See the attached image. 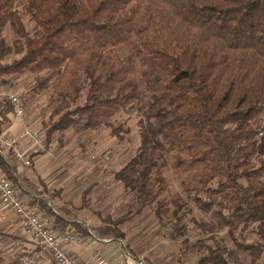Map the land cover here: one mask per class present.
<instances>
[{"label":"trees","instance_id":"1","mask_svg":"<svg viewBox=\"0 0 264 264\" xmlns=\"http://www.w3.org/2000/svg\"><path fill=\"white\" fill-rule=\"evenodd\" d=\"M24 72L36 74L37 90L53 88L60 102L57 119L48 123L49 142L56 131L81 126L109 127L124 143L125 129L114 118L141 103L140 144L115 178L135 191L139 206H155L164 222L170 201L180 199L165 195L170 182L163 166L178 170L185 176L183 191L209 215L202 231H227L252 264H261L264 0H0V87L9 83L7 76ZM13 111L10 101H0L2 117ZM9 155L0 152V167L18 183ZM30 194L52 215L57 233L125 235L126 216L96 211L102 223L89 228ZM249 228L256 241L236 236ZM230 254L217 241L198 264H228Z\"/></svg>","mask_w":264,"mask_h":264},{"label":"rangeland","instance_id":"2","mask_svg":"<svg viewBox=\"0 0 264 264\" xmlns=\"http://www.w3.org/2000/svg\"><path fill=\"white\" fill-rule=\"evenodd\" d=\"M18 8L25 25L30 28L32 21L23 9V1L19 3ZM6 33L11 39L13 38L8 28ZM117 50L120 54L127 52L122 47ZM35 77L36 74L30 72L7 76L9 83L6 86L21 97L28 124L42 132L44 147L39 148V154L48 156L47 164L55 161L59 163V167L53 168L54 170L58 167L52 173L57 180L54 181L56 184L53 183L50 188L40 175L37 185L34 184L32 187L27 183L26 188L40 192L44 199L49 198L58 213L64 214L68 210L73 217H82L84 220L96 217L101 223V219L95 214L96 211L102 212L104 217L126 216L127 222L122 225L124 234L133 242L136 252L142 253L144 259H149L154 264H198L207 246H216L217 241L226 245L231 251L228 264H252L249 255L236 248L227 231H218L214 234L202 231L200 224L208 221L209 215L196 204L194 196L189 197L183 191L182 184L185 180L183 173L167 165L163 166L165 177L170 182V188L165 195L168 198L177 195L180 199L179 204L170 201L169 209L163 216L164 222H160L156 217L155 206H139L135 191L126 188L115 178V173L130 161L140 144L139 120L143 116L141 103L132 110L119 113L114 118L115 124L121 123L125 129L124 143L118 142L116 137L111 135L109 127L86 130L81 126L56 131L49 142L48 123L50 119H57L58 115L54 111L60 102L53 88L37 90ZM4 151L6 155L10 154L9 151ZM262 151L264 153V150ZM49 152H53L54 155L51 156ZM36 155L33 153L31 158L34 159ZM9 156L11 158H8L13 160V156ZM51 179L53 182L54 178ZM34 187L37 190H34ZM44 190L47 193L46 196L43 194ZM86 190L89 192L87 198H84ZM37 205L40 207L39 204ZM43 213L47 214L44 211ZM49 216L54 220L52 215H46V217ZM179 226L181 228L176 230L175 228ZM1 232L0 228V264H12L13 260L20 257L19 251L12 246V242L18 239H13ZM236 236L248 242L256 241L253 228L242 233L236 232ZM211 237H215L217 241ZM41 263L42 261L39 264ZM261 264H264V255Z\"/></svg>","mask_w":264,"mask_h":264},{"label":"built area","instance_id":"3","mask_svg":"<svg viewBox=\"0 0 264 264\" xmlns=\"http://www.w3.org/2000/svg\"><path fill=\"white\" fill-rule=\"evenodd\" d=\"M0 101H10L14 105V120L24 124L23 130L18 134L0 130V148L11 151L16 160L29 166L33 150L44 147L42 132L28 124L21 97L6 85L0 87ZM23 140L27 142V147ZM31 199V196L23 192L0 167V225L5 224L11 214L35 242L32 250L21 254L17 264H39L46 258H50L55 264H107L106 258L99 252L93 253L87 259L78 258L71 251L69 244L80 242L81 236L71 231H54L50 227V217H46L43 210L33 204ZM12 246L20 250L21 242H12Z\"/></svg>","mask_w":264,"mask_h":264},{"label":"crops","instance_id":"4","mask_svg":"<svg viewBox=\"0 0 264 264\" xmlns=\"http://www.w3.org/2000/svg\"><path fill=\"white\" fill-rule=\"evenodd\" d=\"M24 128V124L21 122H18L14 120L13 113H10L6 118L2 117L0 115V130L8 131L12 134H18L20 133ZM23 144L27 147V142L23 140ZM9 151V150H7ZM39 150L34 149L33 152L30 154V157L33 155V153H36L37 155L30 159L31 165L27 166L22 161L16 160L13 153L11 152L13 156V162L16 165V174L19 177L18 180L20 182H16L18 187H20L22 190L25 191V193H28L30 196V192L33 194H37V198L41 199L44 198L40 192L33 191V189L26 188V184H30V186L34 184L37 185V181L40 177L44 178L45 182L48 184L47 186L50 188L53 183L56 184L57 177L52 175L54 171H56L59 167V163H56L55 161H52L50 164H47V157H44L43 154H39ZM1 154L5 155V151L2 149L0 151ZM10 152V151H9ZM8 152V153H9ZM51 156H53V152H49ZM49 166V167H48ZM58 166L53 170L54 167ZM48 167V168H46ZM51 178L53 179V182ZM49 179L50 182H49ZM34 190H37L34 187ZM43 191V190H39ZM44 196L47 195L46 191L44 190ZM34 195V194H33ZM47 200V203L50 206H53V202L49 200V198L44 199ZM54 207V206H53ZM50 217V216H49ZM74 218L81 220L87 225L89 228L97 227L101 224L96 217H93L90 220H84L82 217H75ZM0 228L2 229V234L7 235L13 239H18L21 242V248L19 253L21 251H29L34 248L35 242L33 241L32 237L28 235L23 228L18 224L17 220L13 215L10 214L9 220L5 223L0 225ZM72 232V230H70ZM124 231V230H123ZM80 235V234H78ZM81 236V235H80ZM81 241L76 243L69 244V247L71 251L80 259H87L90 257L93 253L99 252L101 253L107 260V264H154L149 259H144V255L139 254L134 249L133 242H131L130 238L124 235L123 238H111V237H98L93 232L91 235L81 236ZM134 252V253H132ZM148 258V257H147ZM41 264H54L50 258H46L42 261Z\"/></svg>","mask_w":264,"mask_h":264}]
</instances>
